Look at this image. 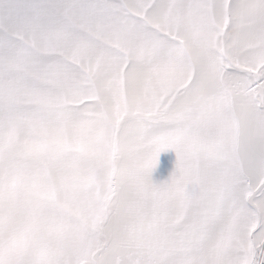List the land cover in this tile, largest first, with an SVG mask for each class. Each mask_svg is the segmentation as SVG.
Masks as SVG:
<instances>
[{"label": "snow or ice", "instance_id": "snow-or-ice-1", "mask_svg": "<svg viewBox=\"0 0 264 264\" xmlns=\"http://www.w3.org/2000/svg\"><path fill=\"white\" fill-rule=\"evenodd\" d=\"M0 264H264V0H0Z\"/></svg>", "mask_w": 264, "mask_h": 264}, {"label": "rangeland", "instance_id": "rangeland-1", "mask_svg": "<svg viewBox=\"0 0 264 264\" xmlns=\"http://www.w3.org/2000/svg\"><path fill=\"white\" fill-rule=\"evenodd\" d=\"M175 159L176 155L174 149H162L157 154V163L151 169V179L153 181H161L165 178H168L172 168L174 167Z\"/></svg>", "mask_w": 264, "mask_h": 264}, {"label": "crops", "instance_id": "crops-1", "mask_svg": "<svg viewBox=\"0 0 264 264\" xmlns=\"http://www.w3.org/2000/svg\"><path fill=\"white\" fill-rule=\"evenodd\" d=\"M161 174V173H160ZM162 175V174H161ZM165 179H167V178H165ZM165 179H163V180H165Z\"/></svg>", "mask_w": 264, "mask_h": 264}]
</instances>
